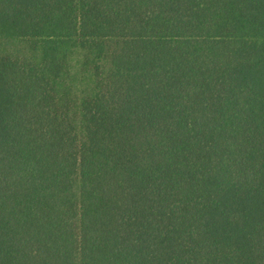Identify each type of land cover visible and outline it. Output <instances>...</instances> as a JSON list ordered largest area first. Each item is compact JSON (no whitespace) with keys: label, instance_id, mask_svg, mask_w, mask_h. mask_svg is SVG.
Here are the masks:
<instances>
[{"label":"trees","instance_id":"obj_1","mask_svg":"<svg viewBox=\"0 0 264 264\" xmlns=\"http://www.w3.org/2000/svg\"><path fill=\"white\" fill-rule=\"evenodd\" d=\"M1 41L0 264H264V0H0Z\"/></svg>","mask_w":264,"mask_h":264},{"label":"rangeland","instance_id":"obj_2","mask_svg":"<svg viewBox=\"0 0 264 264\" xmlns=\"http://www.w3.org/2000/svg\"><path fill=\"white\" fill-rule=\"evenodd\" d=\"M2 48H6L8 51H13V50H16V51H18L19 50V52H21V54L24 52L25 53V51H26V48L25 47H22L21 45H19V44H15V43H12V42H9V43H5V41H1L0 42V49H2ZM73 87H74V91H75V94H76V96H78V95H80L81 94V92H80V89H83V88H86V84L84 85L80 80H78V78H77V80H75L74 82H73ZM73 96H75V95H73ZM77 107H74V110H73V113H72V119L75 121V122H78V112H77Z\"/></svg>","mask_w":264,"mask_h":264}]
</instances>
